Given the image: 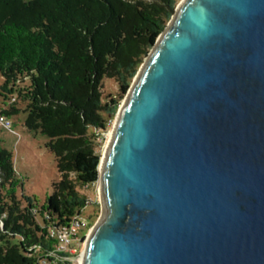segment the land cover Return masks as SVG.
Returning <instances> with one entry per match:
<instances>
[{"label": "water", "instance_id": "1", "mask_svg": "<svg viewBox=\"0 0 264 264\" xmlns=\"http://www.w3.org/2000/svg\"><path fill=\"white\" fill-rule=\"evenodd\" d=\"M81 264H264V0H183L100 164Z\"/></svg>", "mask_w": 264, "mask_h": 264}, {"label": "trees", "instance_id": "2", "mask_svg": "<svg viewBox=\"0 0 264 264\" xmlns=\"http://www.w3.org/2000/svg\"><path fill=\"white\" fill-rule=\"evenodd\" d=\"M178 1L0 0V75L27 104V128L49 138L60 173L44 206L27 205L14 155L0 148V264H37L29 249L53 248L48 232L86 207L79 190L99 184L96 137L112 123L105 113L127 96L124 81L144 64ZM106 79L120 83L119 100L104 103ZM6 108L5 116L20 113L17 103Z\"/></svg>", "mask_w": 264, "mask_h": 264}, {"label": "rangeland", "instance_id": "3", "mask_svg": "<svg viewBox=\"0 0 264 264\" xmlns=\"http://www.w3.org/2000/svg\"><path fill=\"white\" fill-rule=\"evenodd\" d=\"M182 1L183 0L178 1L177 7ZM171 20L172 17L169 20L168 25ZM140 69L131 79L124 81L130 83V89ZM14 87V85L10 87L5 86V81L0 75V112L2 109L6 108L5 106L9 105L8 102L11 96H15L17 98L15 103H17L18 108L20 109V113L18 115L8 117L13 123L12 128H7L5 125L0 123V148L7 149L14 155V163L21 183V187L19 189L20 195L23 196L27 205L32 202L34 203V206L38 205L37 207L41 208L46 204L48 198L54 193V183L59 180L60 173L57 166V159L55 154L48 148L49 138L41 132L30 131L27 128V113L25 112L27 104L21 98H18ZM13 88L14 93L11 94L10 90ZM120 94V83L117 80L106 79L104 81V103L108 102L111 97L119 100ZM126 97L120 101V105L117 110L114 111L109 108L105 113V117L109 120L111 119L110 117H112V123L106 133L100 135L98 134L96 137L97 152L102 158L105 154L111 132ZM90 132L91 134L93 133L92 130ZM79 191L82 195L87 197V206L84 210V215L91 221V225L93 227L100 219L103 210L100 200L99 184L80 188ZM87 240L88 237L85 244ZM85 244L78 255L83 253ZM74 264H81V262L80 260H76Z\"/></svg>", "mask_w": 264, "mask_h": 264}, {"label": "built area", "instance_id": "4", "mask_svg": "<svg viewBox=\"0 0 264 264\" xmlns=\"http://www.w3.org/2000/svg\"><path fill=\"white\" fill-rule=\"evenodd\" d=\"M16 100L17 98L13 96L8 102L9 105L15 103ZM0 123L7 128L13 127V123L8 116L1 113ZM85 208L75 215L68 225L48 232V239L54 242L53 248L48 249L36 245L29 249L30 253L38 254L37 264H74L75 261L72 258L78 256L93 228L91 221L84 215Z\"/></svg>", "mask_w": 264, "mask_h": 264}, {"label": "bare ground", "instance_id": "5", "mask_svg": "<svg viewBox=\"0 0 264 264\" xmlns=\"http://www.w3.org/2000/svg\"><path fill=\"white\" fill-rule=\"evenodd\" d=\"M80 260V262L82 263V260L81 259H79Z\"/></svg>", "mask_w": 264, "mask_h": 264}]
</instances>
